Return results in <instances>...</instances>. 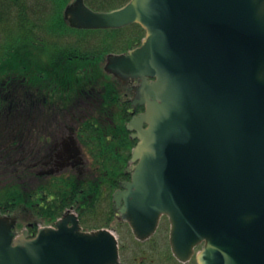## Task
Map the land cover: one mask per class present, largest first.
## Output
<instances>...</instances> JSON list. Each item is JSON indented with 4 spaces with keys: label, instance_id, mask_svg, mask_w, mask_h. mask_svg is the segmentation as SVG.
Instances as JSON below:
<instances>
[{
    "label": "water",
    "instance_id": "1",
    "mask_svg": "<svg viewBox=\"0 0 264 264\" xmlns=\"http://www.w3.org/2000/svg\"><path fill=\"white\" fill-rule=\"evenodd\" d=\"M64 15L78 28L146 30L105 65L138 79L133 103L145 107L127 124L138 138L132 180L115 193L136 237L167 214L179 259L203 244L199 264H264V0H129L107 11L74 0ZM15 225L0 214V264H121L109 230L65 217L29 238Z\"/></svg>",
    "mask_w": 264,
    "mask_h": 264
},
{
    "label": "flooded vegetation",
    "instance_id": "2",
    "mask_svg": "<svg viewBox=\"0 0 264 264\" xmlns=\"http://www.w3.org/2000/svg\"><path fill=\"white\" fill-rule=\"evenodd\" d=\"M48 7L40 0L22 4L20 35L24 42L46 41L53 47L57 33L47 29ZM54 56L51 50L44 64L35 67L34 82L20 74V127L0 133V151L4 150L0 152V179L10 182L17 178L25 195L35 200L33 206L23 205L20 213L12 214L15 229L33 236L41 227H54L59 219L68 217L70 225L75 220L84 231L109 228L116 232L117 223H125L133 233L119 212L125 200L120 198L118 204L115 192L132 179V150L138 139L127 123L144 109L133 103L138 81L107 72L105 64L88 66L89 60L75 66L73 56L67 68L58 66ZM164 221L169 223V251L160 258L141 256L136 264H169L172 259L179 264H199L196 253L187 261L172 253L166 214L151 237L139 240L133 233L135 239L139 244L155 242ZM119 245L124 264L120 240Z\"/></svg>",
    "mask_w": 264,
    "mask_h": 264
},
{
    "label": "trees",
    "instance_id": "3",
    "mask_svg": "<svg viewBox=\"0 0 264 264\" xmlns=\"http://www.w3.org/2000/svg\"><path fill=\"white\" fill-rule=\"evenodd\" d=\"M40 1L44 5L49 6L46 23L49 31L57 34L61 31L60 34H63L66 31L65 29L68 31L71 29L64 18V9L71 0ZM24 2L25 0H0V30H2L5 36V40L0 43V119L3 118L6 110L10 111L11 109L16 110L19 108V90L21 83H23V81L20 80V70L25 63L27 66L29 65L28 69H32L30 54L34 48L33 43L30 40L24 42L20 35L21 8ZM104 2V0L102 2H98L99 9L105 8ZM133 25L141 27L139 24ZM120 30L121 29H109L106 31L108 34L109 32L114 33ZM140 37V33L135 34V38L132 37V40L130 39V41H127L129 46L139 41ZM54 45L52 49L55 52L54 59L58 60V66H64L67 68L69 64L67 62H71V60H73L70 56L77 58V54L74 53H78V51L68 49L71 52H64V50L67 49L61 47L62 49L60 50L57 43ZM111 49V46L108 45L102 48L101 51L89 50V53L85 52L86 59L93 61V63H91L92 66H97L95 63L96 60H93L96 57L91 54L95 53V51L105 52ZM25 50L26 53H24ZM60 51H63L64 54H57ZM71 75H74V73ZM30 77L31 81L34 82V69L30 71ZM34 204L35 200L25 195L17 178L0 186V209L3 211L14 210V208H20L23 205L33 206Z\"/></svg>",
    "mask_w": 264,
    "mask_h": 264
},
{
    "label": "rangeland",
    "instance_id": "4",
    "mask_svg": "<svg viewBox=\"0 0 264 264\" xmlns=\"http://www.w3.org/2000/svg\"><path fill=\"white\" fill-rule=\"evenodd\" d=\"M86 1L88 2V4L91 3L93 8L98 9L99 6L98 2H102L103 0H86ZM104 1H105L104 2L105 8L103 9H110L113 7H117L118 5L119 6L122 5L127 0H104ZM65 30L66 31L63 34H60L61 31H59V33L55 36L54 39H52V41L57 42L58 48H60V50L62 48L64 49L67 48V49L78 50L79 52H86V50L101 51L102 48L108 46V44L110 43H113V46L116 45L114 47L116 50H120L122 48L127 47L124 45L128 44L127 41H130L132 37L135 38V34L140 33L142 37L145 33L142 27L134 26V25L133 26L130 25L128 27L122 28L118 32H114V33L109 32L108 34L107 31H102V30H89V31L86 30L87 32L81 31L80 34L78 33L76 34L70 30L68 31L67 29ZM4 40H5V36L2 30H0V43L1 41ZM45 45L46 44H43L42 47ZM50 53L51 51L46 53L45 47L34 49V52L30 54V58L32 59L31 66L34 68L36 65H43L45 61V57ZM105 54L106 53L101 52L100 54L101 59H97L98 65L97 66L91 65V67L103 66ZM28 68L29 65L27 66V68L22 67L20 73L27 74L29 78H31L29 73L31 70ZM19 111H20V107L16 110L11 109L10 111L6 110L4 112L3 118L0 119V133L3 134V130L6 133L12 132L14 130H18V127H20L17 117ZM3 127L5 129H3ZM2 152L4 153V150ZM1 185L2 183H0V186ZM22 207L23 206H21L20 208L19 207L14 208V210L11 211H15L13 213L18 214L21 212L20 210ZM117 225L118 228L116 230V233L119 237L120 244H122L123 251L121 253L124 264H136L135 259L137 260L141 258V256H147L148 258L150 257L160 258L159 256H162L165 253V251H169V246H168L169 223L167 221H164V226L162 230L159 231L158 233L159 235L155 236L156 237L155 242L145 243V244L138 243L137 239H135L128 225H126L125 223H117ZM169 264H179V263L175 262L172 259Z\"/></svg>",
    "mask_w": 264,
    "mask_h": 264
}]
</instances>
